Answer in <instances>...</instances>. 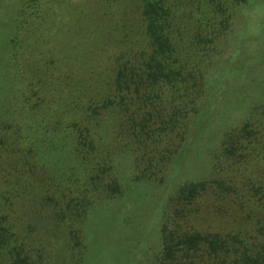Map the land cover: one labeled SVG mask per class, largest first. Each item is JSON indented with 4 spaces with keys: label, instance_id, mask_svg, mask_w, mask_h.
<instances>
[{
    "label": "trees",
    "instance_id": "obj_1",
    "mask_svg": "<svg viewBox=\"0 0 264 264\" xmlns=\"http://www.w3.org/2000/svg\"><path fill=\"white\" fill-rule=\"evenodd\" d=\"M67 1L52 0V9L54 4L62 9ZM235 1L95 0L100 8L109 7V13L97 11L88 15L85 22L71 24V28L80 39H89L92 44L95 31L92 23L102 28L99 20L103 18L110 20L117 34L103 32L105 41L94 39L99 46L90 44L81 53L74 42L66 43L58 51L48 49L49 40L60 39L54 34H61L58 29L55 32L45 29L50 20L44 17L50 9H43V5L50 4L51 0L40 3L24 0L18 3L17 11L0 12V25H3L0 27V264H85L83 232L90 211L100 199L98 193L103 192L104 198L111 199L121 192L118 161L123 151L121 146L120 150L110 145L111 127L122 116L127 117L126 137L134 139L135 151H145L141 153L146 157L142 169L144 179L152 156L161 153L150 152V143L177 138V133L185 130L186 121L177 118L180 109L177 110L176 101L181 95L190 99L197 93L194 81L200 72L196 70L200 59L213 54L220 39L231 38L236 28L234 12L251 2L238 0L234 4ZM244 12L246 9H241L240 17ZM81 14L82 11L71 13L72 18ZM80 19L81 16L75 21ZM31 33L38 34L24 39L25 54L18 38L20 34L30 36ZM248 46L249 54L253 53L254 45ZM71 58L73 63L68 65ZM65 59L67 63L62 67ZM49 65H53V70ZM192 71L196 78L188 86V80L194 78ZM60 95H66L67 99ZM246 131L241 132L248 134ZM197 132L194 135L200 137ZM229 139L230 147L225 153L235 152L248 140H235L232 136ZM122 141L120 138L118 143ZM261 144L264 146L263 141ZM183 146H177L171 155L163 154V158L172 155L178 158L181 151H176L180 147L183 150ZM260 149L258 154L262 156L264 151ZM243 155L238 154L239 159ZM122 157H127L126 153ZM261 164L264 165V160ZM261 167L252 171L261 179L249 177L247 187L255 192L257 187L260 191L264 188ZM111 169L114 175L110 173L104 182L105 172ZM12 177L16 181L13 185L10 184ZM18 177H25V181L20 183ZM205 181L185 182L178 188L176 197L180 202L188 201L185 205L191 204L213 189ZM220 182L210 183L215 184L213 194L217 198L236 192L233 185L222 186ZM35 184L42 185L44 193L50 191L54 195L51 198H65L66 204L65 210L55 209L50 214L42 208L32 210L30 217L33 215L36 220L32 224L35 234L28 238L31 246L25 249L22 234L16 231L22 228L21 221L13 222L15 219L10 215V197L15 196L18 187L32 193ZM244 188L241 187L242 194ZM81 190L83 194L89 192L91 197L81 195ZM256 218L260 222L257 215ZM80 228L81 232L76 234ZM233 240L237 241L238 237L233 236ZM201 241L211 245L210 251L202 252V247H198ZM217 241V237L209 239L196 232L182 231L175 246L165 244L162 251L164 258L175 261L174 264H184L179 262L182 256H189V264H194L193 258L197 259V255L202 260L211 257L207 259L212 263L221 255L222 260L215 264H264V243L255 252L249 253L245 246L242 250L235 248L231 254L232 247L224 245L223 239L218 245ZM230 256L236 258L226 260Z\"/></svg>",
    "mask_w": 264,
    "mask_h": 264
},
{
    "label": "rangeland",
    "instance_id": "obj_2",
    "mask_svg": "<svg viewBox=\"0 0 264 264\" xmlns=\"http://www.w3.org/2000/svg\"><path fill=\"white\" fill-rule=\"evenodd\" d=\"M13 1L0 0V6L3 7L0 10L1 14L17 11L18 3L22 4L24 0ZM42 1L38 0V3ZM94 1L68 0L62 9L55 4L52 9V0L50 4L43 5V9H50L47 14L43 11L44 19L47 16L51 22L45 26V29H51L53 32L58 29L61 33L54 34L59 36V41L56 38L53 39L54 41H48L46 44L48 49L58 51L66 46V43L74 42L79 53L87 50L91 40L80 39L75 29L71 28V24L79 25V22H85L88 15L97 11L101 14L109 13L107 9L109 7L103 5L100 8V5ZM237 3L238 0L234 2ZM246 4L240 10L237 9L239 11L236 14L234 12L236 28H233L235 32L232 33L231 38L220 39L216 44V51L210 53L209 57L200 59L199 67L196 69L200 70L197 78L192 71L194 78L188 80V86L196 78L195 96L186 99L181 95L176 101V104H179L177 110L180 109L177 118L186 121L185 130L177 133V138L167 139L166 142L164 138L160 142L150 143V152L155 153L159 150L161 153L152 156V163L149 164L144 179L142 169L146 157L141 153L145 151L141 153L135 151L134 139L131 136L126 137L124 121L127 117L122 116L117 120V125L111 127L108 138L110 145L118 146L117 148L120 150L122 148L123 151L119 153L118 161L122 174L119 175L121 192L111 199L104 198L103 192L98 193L100 199L96 202V207L90 211L83 232L85 264H171L172 262L174 264L175 261L164 258L162 249L168 243L170 246H175L178 233L182 231L196 232L209 239L217 237V245L223 239L224 245L228 244L233 248L231 254L235 248L242 250L245 246L249 249V253L262 248L264 188L262 187L263 190L260 191L257 187L255 192L247 186L250 183L249 177L252 178L251 175L259 178L253 174L254 168L263 166L260 172L264 168L261 164L264 155L258 154L260 148L264 151V146L261 144L262 141L264 143V0H251ZM241 9L243 11L246 9V12L240 17ZM75 11H82V14L72 18L71 13ZM79 16L81 19L75 21ZM66 18H70L69 21L66 22ZM53 23L56 24L52 25ZM99 23L102 28L92 23L95 29L91 44L93 47L99 46L94 39L102 38L105 41L103 32L117 34L112 30L113 24L109 19L101 18ZM36 34L31 33L30 36L20 34L18 39H21L20 44L25 54L27 48L24 39ZM248 45H254V52L251 54ZM26 57L28 58V55ZM72 59L68 61V65L73 63ZM65 63L67 59L61 62V66L63 67ZM91 64L95 66L93 61ZM49 69L53 70V65H49ZM62 97L66 98V95H60V98ZM166 105L168 108L169 105ZM164 117V119L168 118V116ZM243 129L247 130L248 134H242ZM196 132L200 133V137L194 135ZM119 133L122 135L119 136ZM230 136L235 140L248 139L242 143L244 149L240 147L235 152L225 153L230 147L228 145ZM120 138H123V141L119 144ZM179 145H184L183 150L180 147L176 151H181L179 156L182 157L178 156V159L172 155L163 158V154L171 155ZM225 147L228 149L223 152ZM124 153L127 157H122ZM240 153L244 155L239 159ZM110 173L114 175L112 169L105 172L104 182L109 178ZM17 180L22 183L25 177L22 179L18 177ZM200 180H206L205 182L210 185L208 187L213 189L216 187L215 184L214 186L210 184L211 181L219 180L222 186L233 185L236 192L217 198L213 194V189H209L207 194L197 197L189 205H185L188 201L180 202L176 197L178 188L185 182ZM14 182H16L15 178L12 177L10 184L13 185ZM39 186L33 185L35 193H29L28 189L18 187L15 196L10 197L12 202L10 215L15 219L12 220L13 222L21 221L22 228L18 226L20 229L16 231L22 234L25 249L31 246L27 242L28 238L35 234L32 224L36 223V220L33 215L30 217L32 210L42 208L49 214L55 209L65 210V198L62 200L56 199L57 197L51 198L49 196L54 197V195L50 191L44 193L41 190L42 185ZM243 186L245 188L242 194ZM81 193L85 197H91L89 192L83 194L81 190ZM260 198L262 202L258 201ZM256 215L260 222H257ZM28 224L31 227H28ZM81 230V228L76 230V234ZM233 236H237L238 240H233ZM200 243L198 247H202V252L210 251L209 243L203 241ZM80 246L82 250V244ZM196 258H193L194 264H215L216 261L222 260L221 255L213 260V263L212 260L207 259L211 258L208 256L204 257L205 260L198 255ZM231 258L236 257L230 256L226 260ZM190 260L189 256L187 258L182 256L179 262L189 264Z\"/></svg>",
    "mask_w": 264,
    "mask_h": 264
}]
</instances>
